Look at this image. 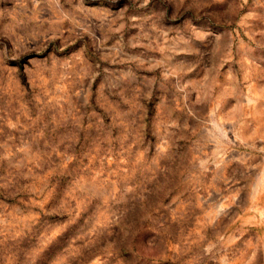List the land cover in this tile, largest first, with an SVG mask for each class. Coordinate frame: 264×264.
Wrapping results in <instances>:
<instances>
[{
  "label": "rangeland",
  "instance_id": "374dc122",
  "mask_svg": "<svg viewBox=\"0 0 264 264\" xmlns=\"http://www.w3.org/2000/svg\"><path fill=\"white\" fill-rule=\"evenodd\" d=\"M0 264H264V0H0Z\"/></svg>",
  "mask_w": 264,
  "mask_h": 264
}]
</instances>
